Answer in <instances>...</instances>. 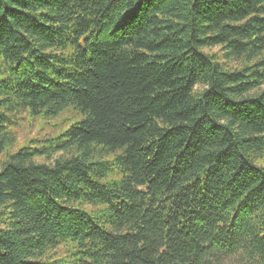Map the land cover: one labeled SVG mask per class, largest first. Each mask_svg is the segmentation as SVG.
I'll use <instances>...</instances> for the list:
<instances>
[{"label":"trees","instance_id":"1","mask_svg":"<svg viewBox=\"0 0 264 264\" xmlns=\"http://www.w3.org/2000/svg\"><path fill=\"white\" fill-rule=\"evenodd\" d=\"M0 264H264V0H0Z\"/></svg>","mask_w":264,"mask_h":264},{"label":"rangeland","instance_id":"2","mask_svg":"<svg viewBox=\"0 0 264 264\" xmlns=\"http://www.w3.org/2000/svg\"><path fill=\"white\" fill-rule=\"evenodd\" d=\"M46 127H47V126H46ZM47 128H48V127H47ZM37 131H38V128L36 127L32 132H28V131H26V132L28 133V135H29L30 137H33L35 134H37ZM26 132L22 134V138L26 136Z\"/></svg>","mask_w":264,"mask_h":264}]
</instances>
